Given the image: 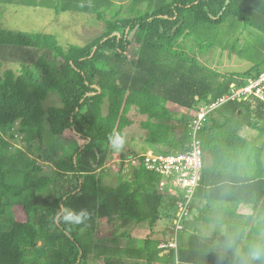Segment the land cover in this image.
Here are the masks:
<instances>
[{
    "label": "trees",
    "instance_id": "obj_1",
    "mask_svg": "<svg viewBox=\"0 0 264 264\" xmlns=\"http://www.w3.org/2000/svg\"><path fill=\"white\" fill-rule=\"evenodd\" d=\"M2 4L95 16L105 29L83 46H63L51 34L0 29V47L14 52L21 64L18 73L7 70L0 77V215L5 207L19 205L26 216L14 219L9 230L0 225V264H93L91 257L103 264H124L126 259L136 260L134 264H264V259L250 258L253 248L264 249V143L253 146L241 135L246 129L264 132V102L257 98L229 101L210 115L200 133L205 167L192 209L199 208V222L225 227L218 249L195 238L182 244L181 236L177 252L161 249L152 234L136 248L119 247L118 240L127 236L117 233L122 225L152 230L163 216L174 219L176 198L163 215L169 189L160 193V176L143 168L134 169L132 180L103 184L114 155L108 137H124L133 108L146 116L141 127L149 146L169 147L159 153L175 152L174 147L183 152L191 143V112L198 104L229 95L232 84L243 86L264 72V0H0ZM223 28L229 29L225 36ZM239 36L246 38L241 49ZM219 47L254 66L221 74L200 62L198 55ZM30 51L42 53L35 59ZM51 93L61 106L46 109ZM15 131L31 135L40 148L49 133L74 150L54 160L47 159L46 148L39 160L53 162L47 172L38 159L18 150L9 153L7 138L14 140ZM127 155L138 154L124 145L115 157ZM15 159L21 166L16 170L22 175L19 185L8 179ZM58 180L69 186L67 191L60 189L39 214L34 201ZM61 205L87 209L90 217L81 225L57 223ZM243 205L252 206V213H240ZM104 225L116 229L112 245L96 239ZM166 230L168 242L173 233Z\"/></svg>",
    "mask_w": 264,
    "mask_h": 264
},
{
    "label": "rangeland",
    "instance_id": "obj_2",
    "mask_svg": "<svg viewBox=\"0 0 264 264\" xmlns=\"http://www.w3.org/2000/svg\"><path fill=\"white\" fill-rule=\"evenodd\" d=\"M0 29L13 31V32H40L45 34H51L57 37L59 42L63 46H68L71 44H76L83 46L88 42H91L93 39L99 37L103 34L105 29V24L97 20L95 16H89L82 13H61L57 15L54 10L43 7H28V6H16V5H0ZM225 34L229 33V29H222ZM221 30V31H222ZM241 38L240 46L238 48H244L245 40L244 36H239ZM234 38L232 37L229 44L232 43ZM249 40V39H248ZM33 54V51H30ZM10 49L0 47V77H3L4 73L7 70H13L18 73L21 69L20 61L17 60V55L13 56ZM39 54H33L35 59L38 58ZM134 50H130V55H134ZM133 56L132 58H134ZM199 60L202 64L207 66L208 68L214 69L221 74H232V73H244L251 69L254 66V63L240 58L236 53H232L229 50L223 49L222 47L216 48L212 51H205L203 54L198 55ZM29 65H33V62L29 61ZM45 108L48 109L52 106H61V101L59 97L51 93L47 100L44 103ZM105 112H107V104L105 105ZM129 118L132 121V124L125 129L124 139L125 146L130 150H135L138 155L145 154L147 152H152L155 154H159V152H163L169 149V147L156 146L151 147L147 144V131L143 130L141 127V123L146 120V116L141 115L136 108H133L129 113ZM255 133L249 141L253 146H261L264 143V132H260L253 129H246L241 135L247 138V134L249 132ZM10 154H15L18 151H21L27 154L30 158L38 159V163H41L44 171H51L53 169V162L47 159L57 160L61 157L69 155L73 152L74 148L68 144V142L64 143L60 140H56L53 136L47 133V136L44 140L45 146L40 148L39 143L32 140V136L28 135L26 138L21 133L15 131V139L10 140ZM49 149L47 155V159L39 160V154H44V151ZM18 150V151H16ZM175 152H178L177 148H173ZM122 153L113 151V157L110 159L106 166V173L103 178V184L109 186H117L118 184L132 180L133 179V168H128L127 166L122 167L120 163L114 162L117 159V155ZM126 157H129L127 155ZM16 162L15 169L8 176L10 182H14V185L21 184L22 175L18 173V170H21V166L18 164V160L15 159ZM123 168V169H121ZM21 177L19 178V176ZM63 186V188H62ZM69 186L64 184L60 180L56 184H54L48 192L38 197L34 203L37 208L40 210L39 214H42L44 211V203L49 202L54 198L57 193H59L60 189L67 191ZM176 197V192L172 189H169L165 194L162 213L166 215L167 209L170 208L173 199ZM196 206V205H195ZM167 208V209H166ZM2 208L0 207V210ZM199 208H195L192 213V219H195V216L198 215ZM245 213H252V206L248 207ZM173 215V214H172ZM25 212L22 206L19 205H10L5 207V213L0 215V225L4 227L5 230H9L12 225V221L15 220H25ZM192 219H189L192 220ZM192 224L187 226V222H185V231L181 232L180 236L183 237L181 243H184V240H187L188 237L192 234V232L197 228L198 230L205 228L206 230H210L211 228L215 230L216 233L219 232L220 235L216 236L217 242L222 238L223 232L221 231L223 226L221 225H204L201 222H197L195 224V220L190 222ZM170 226H173V219L163 216V219L159 222L155 231L156 235L154 238L159 239L162 236L161 231L164 229H170ZM165 227V228H164ZM103 235H97L96 239L99 243L104 245H112L113 237L116 233L113 232L116 229H112L110 227H106V225L99 227ZM98 228V229H99ZM160 230V231H159ZM159 231V232H158ZM168 231V230H167ZM151 228L147 225L138 226L134 223H128L122 225L120 229L117 230V233H126V237H122L118 240L119 247H128V248H136L141 241L147 239L150 235ZM194 233V232H193ZM169 234V232H168ZM167 234V235H168ZM187 237V238H186ZM165 240L167 237H161ZM167 242V241H165ZM217 242L212 243L213 247L218 249L219 244ZM92 258L93 264H103V260ZM136 260L134 259H126L124 264H134Z\"/></svg>",
    "mask_w": 264,
    "mask_h": 264
},
{
    "label": "built area",
    "instance_id": "obj_3",
    "mask_svg": "<svg viewBox=\"0 0 264 264\" xmlns=\"http://www.w3.org/2000/svg\"><path fill=\"white\" fill-rule=\"evenodd\" d=\"M250 98H257L264 102V72L257 78L248 79L243 86L232 84L229 95L209 103L202 102L193 109L191 112L192 138L188 150L159 154L147 152L126 157L124 160H114L116 163L123 164L124 167L143 168L160 176L161 183L158 186L160 193L168 189L176 192V211L173 226L170 228L173 234L168 242H161L159 248L173 249L177 252L185 222L192 217V205L205 167V154L200 133L210 115L229 101Z\"/></svg>",
    "mask_w": 264,
    "mask_h": 264
},
{
    "label": "clouds",
    "instance_id": "obj_4",
    "mask_svg": "<svg viewBox=\"0 0 264 264\" xmlns=\"http://www.w3.org/2000/svg\"><path fill=\"white\" fill-rule=\"evenodd\" d=\"M108 143L113 151L120 152L125 145L124 137L119 133L109 135ZM90 217L87 209L74 210L61 205L56 213V222L64 225H81L85 224ZM252 261L264 259V249L253 248L250 253Z\"/></svg>",
    "mask_w": 264,
    "mask_h": 264
},
{
    "label": "crops",
    "instance_id": "obj_5",
    "mask_svg": "<svg viewBox=\"0 0 264 264\" xmlns=\"http://www.w3.org/2000/svg\"><path fill=\"white\" fill-rule=\"evenodd\" d=\"M245 131V130H244ZM243 131V132H244ZM242 132V133H243ZM241 133V134H242ZM255 135V133H253V132H249L248 134H247V138L246 137H244L245 139H247L248 141H249V139L252 137V136H254ZM242 137H243V135H242ZM249 138V139H248ZM197 206H195L193 209H192V213L194 212V209L196 208ZM248 207H250L249 205H243V206H241V208H240V213H242V214H249V213H245L246 211V209L248 208ZM198 208V207H197ZM199 211L200 210H198V215H199ZM198 215L197 216H195V219H192V217H191V219L192 220H188L187 221V226H188V228H189V225L190 224H192V223H190V222H192V221H194L195 220V224L198 222L199 223V221L197 220V217H198ZM192 216V215H191ZM202 223V222H201ZM159 224V223H158ZM158 224L156 225V227L154 228V229H152L151 230V232H150V235L152 234V235H156L155 233H157V231H155V229L157 228V226H158ZM202 224H204V223H202ZM204 225H220V224H204ZM222 226V225H221ZM165 228V227H164ZM170 228H171V226H170ZM160 231V230H159ZM158 231V232H159ZM222 232H223V235L225 234V227L223 226V228H222V230H221ZM194 232V233H193ZM192 232V234L190 235V237H186L187 238V240H184V243L183 244H186V245H189V243L195 238V239H197L199 242H202L203 244H206V245H211L213 242H216V241H218V239L216 240V238H214L215 237V235L216 236H218V235H220L219 234V232L218 233H216L215 232V230H213L212 228H211V231L210 230H206V227L205 228H202V229H200V230H198L197 228H195V230ZM161 234H162V236H160L159 237V242L161 243V242H165V240H163L161 237H164V236H166L167 234H168V231L166 230V229H164V230H162L161 231ZM149 235V236H150ZM222 235V236H223ZM148 236V237H149ZM157 239V238H156ZM221 240V239H220ZM159 243V244H160ZM197 245V244H196ZM199 245V244H198Z\"/></svg>",
    "mask_w": 264,
    "mask_h": 264
}]
</instances>
